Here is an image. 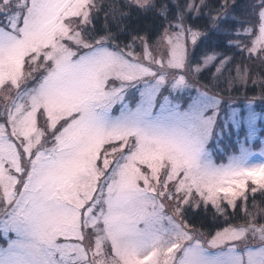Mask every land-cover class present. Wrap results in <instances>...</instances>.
Returning <instances> with one entry per match:
<instances>
[{
  "label": "snow or ice",
  "instance_id": "6c2138e0",
  "mask_svg": "<svg viewBox=\"0 0 264 264\" xmlns=\"http://www.w3.org/2000/svg\"><path fill=\"white\" fill-rule=\"evenodd\" d=\"M0 264H264V0H0Z\"/></svg>",
  "mask_w": 264,
  "mask_h": 264
}]
</instances>
